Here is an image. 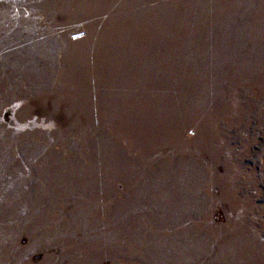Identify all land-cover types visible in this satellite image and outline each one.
I'll return each mask as SVG.
<instances>
[{
	"label": "rangeland",
	"instance_id": "rangeland-1",
	"mask_svg": "<svg viewBox=\"0 0 264 264\" xmlns=\"http://www.w3.org/2000/svg\"><path fill=\"white\" fill-rule=\"evenodd\" d=\"M0 264H264V0H0Z\"/></svg>",
	"mask_w": 264,
	"mask_h": 264
}]
</instances>
